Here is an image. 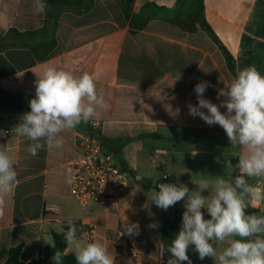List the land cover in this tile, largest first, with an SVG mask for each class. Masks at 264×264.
I'll use <instances>...</instances> for the list:
<instances>
[{
  "label": "crops",
  "instance_id": "0c3cea01",
  "mask_svg": "<svg viewBox=\"0 0 264 264\" xmlns=\"http://www.w3.org/2000/svg\"><path fill=\"white\" fill-rule=\"evenodd\" d=\"M123 4L124 0H93L85 12L50 7L37 13L33 0H0L1 35L12 29L38 31L48 15L58 19L57 46L43 61L28 48L2 49L0 43V147L8 149L19 173L18 184L4 197L0 216V264L19 245L21 262L38 259L40 251L54 243L53 227L61 223L65 232L72 219L95 226V240L114 256V264H166L170 254L162 257L161 249L171 245L182 219L151 203L156 185L182 183L195 190V183L204 179L211 192L216 176L229 179L242 174L223 166L224 159L235 165L241 149L230 145L219 125H207L191 116L187 107L198 103L197 83L209 82L212 86L204 96L219 104L217 90L234 78L209 34L198 24L192 30L193 0H135L129 15ZM204 16L234 58L236 72L254 65L264 75V0H205ZM133 20L139 29L132 27ZM48 66L77 76L88 72L103 93L108 107L98 109L93 119L103 123L105 148L133 178L132 186L118 191L110 209L96 204L83 209L78 203L75 208L71 184L66 182L67 170L81 156L87 123L62 133L63 148L46 146L35 157L26 151L31 142L13 129L30 111L35 81ZM157 150L161 153L153 162ZM246 179L264 190V179ZM202 195L210 193L205 190ZM183 204L176 206L184 211ZM48 205L61 208L57 221L44 218L50 214ZM251 207L264 212V201ZM205 218H210L207 213ZM127 222L140 225L139 236L125 234L137 254H127L114 241ZM152 222L160 227L149 229ZM77 239L87 242L79 231ZM67 245L66 252L75 253L74 246ZM225 246L219 245L218 251ZM188 255L192 264H214L211 257L200 260L191 247Z\"/></svg>",
  "mask_w": 264,
  "mask_h": 264
},
{
  "label": "clouds",
  "instance_id": "9594fccd",
  "mask_svg": "<svg viewBox=\"0 0 264 264\" xmlns=\"http://www.w3.org/2000/svg\"><path fill=\"white\" fill-rule=\"evenodd\" d=\"M32 7L43 13L48 6L44 0H33ZM211 86L206 81L195 85L198 103L187 105L189 114L209 126L219 125L230 145L241 149L235 165L224 159L223 166L235 167L242 174L229 179L216 176L211 192L204 179L195 183V190L182 183L158 184L151 203L167 211L184 201L185 209L178 233L170 246L161 249V256L170 254L166 264H192L188 255L191 247L200 260L211 257L214 264H264V214L247 212L249 206L264 201V190L246 179H264V75L254 65L239 70L229 85L217 90L219 104L204 96ZM29 107L30 111L20 116L13 129L17 136L31 142L26 151L35 157L46 146L63 148V132L87 123L99 114L98 109L108 106L103 93L97 91L92 74L77 76L48 66L35 81V98L29 101ZM221 108L226 111L221 112ZM18 176L8 149L0 147V216L4 214V197L18 184ZM66 182H74L71 169L67 170ZM205 190L210 195H202ZM205 213L210 218L206 219ZM147 227L158 229L160 225L152 222ZM78 231L74 219L68 220L64 238L74 246L76 264H114V256L101 242H81ZM124 234L139 236V223L127 222L120 235ZM221 244L226 246L218 251ZM63 256L62 251L56 250L51 257L53 264H63Z\"/></svg>",
  "mask_w": 264,
  "mask_h": 264
},
{
  "label": "built area",
  "instance_id": "2783aa9c",
  "mask_svg": "<svg viewBox=\"0 0 264 264\" xmlns=\"http://www.w3.org/2000/svg\"><path fill=\"white\" fill-rule=\"evenodd\" d=\"M87 126L81 156L71 164L74 182L70 186V196L83 209L92 204L110 209L116 203L118 191L132 186L133 178L130 171L117 162L115 153L105 148L102 136L103 123L92 119L87 122ZM160 153L161 151L157 150L151 160L157 162ZM167 178L168 175L164 174L163 179ZM46 211L52 215H59L61 208L58 205H48ZM74 224L83 240L87 242L95 240L96 228L93 224H84L78 220H74ZM120 234L121 232H118L114 237L118 246L127 254H137L131 248L125 234Z\"/></svg>",
  "mask_w": 264,
  "mask_h": 264
},
{
  "label": "trees",
  "instance_id": "16d2710c",
  "mask_svg": "<svg viewBox=\"0 0 264 264\" xmlns=\"http://www.w3.org/2000/svg\"><path fill=\"white\" fill-rule=\"evenodd\" d=\"M135 0H124V11L129 15L132 10V5ZM47 4L46 10L50 7H61L65 10L74 11L76 13L85 12L90 10L93 5V0H44ZM195 5V10L193 13L192 30H196L197 24L203 28L210 36V38L220 47L225 59L227 61L228 69L230 70L233 77L236 76V64L234 58L227 51V49L222 45L218 37L215 35L214 31L207 23L204 10H205V0H193ZM58 26V19H52L49 15L46 19L44 27L38 31L32 32H19L16 29L10 30L6 35L0 34V43L3 44L2 49H7L9 47H22L30 49L38 61L45 60L52 51L57 46L56 40V28ZM132 27L139 29L136 25L135 20L132 22ZM88 129V126H86ZM106 141L104 140V145ZM178 218L182 219L183 210H180L176 205L168 209ZM249 214H264L259 209L249 206L247 209ZM44 218L57 221L58 216L52 214H44ZM54 243L51 246H47L42 249L39 253L38 259H34L29 263H23L20 261V252L22 250V245L11 248L9 251V258L5 264H53L51 257L54 255L56 250H60L64 253L63 264H76L75 253H67V242L64 238L63 233H53Z\"/></svg>",
  "mask_w": 264,
  "mask_h": 264
},
{
  "label": "rangeland",
  "instance_id": "374dc122",
  "mask_svg": "<svg viewBox=\"0 0 264 264\" xmlns=\"http://www.w3.org/2000/svg\"><path fill=\"white\" fill-rule=\"evenodd\" d=\"M3 108V107H2ZM28 108H30V107H28ZM2 110V109H1ZM158 161V160H157ZM72 203H73V205L75 206V208H76V201L74 200V201H72ZM79 206V205H78ZM48 228H49V226H48ZM53 229L56 231V232H58V233H62V232H64V228H63V225L61 224V223H59L58 225H56V226H54L53 227ZM49 231V230H48ZM71 247H73V245L71 246Z\"/></svg>",
  "mask_w": 264,
  "mask_h": 264
}]
</instances>
